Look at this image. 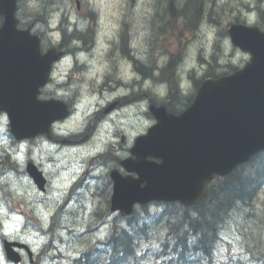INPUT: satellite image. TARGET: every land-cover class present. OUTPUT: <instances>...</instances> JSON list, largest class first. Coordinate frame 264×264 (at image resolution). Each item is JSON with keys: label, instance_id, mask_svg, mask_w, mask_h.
<instances>
[{"label": "clouds", "instance_id": "obj_1", "mask_svg": "<svg viewBox=\"0 0 264 264\" xmlns=\"http://www.w3.org/2000/svg\"><path fill=\"white\" fill-rule=\"evenodd\" d=\"M10 18L54 57L35 100L63 115L20 135L0 110V264H264V144L230 156L194 203L120 206L113 180H140L124 164L156 112L181 117L251 64L233 33L264 37V0H12ZM9 22L0 11V31Z\"/></svg>", "mask_w": 264, "mask_h": 264}, {"label": "water", "instance_id": "obj_2", "mask_svg": "<svg viewBox=\"0 0 264 264\" xmlns=\"http://www.w3.org/2000/svg\"><path fill=\"white\" fill-rule=\"evenodd\" d=\"M11 2L0 0V11H7L10 19L0 31V110H8L15 130L26 135L43 129L49 119L63 115V110L35 100L49 62L40 59L35 40L12 29ZM233 39L251 52V64L230 79L206 83L194 106L181 117L155 113L158 126L137 142L133 151L137 161L127 162L140 180L114 179L118 205L151 199L194 203L202 196V185L210 173L230 156L264 144V37L234 31ZM149 155L163 163H145ZM145 181L146 188L139 190V183ZM121 186L124 190L119 192Z\"/></svg>", "mask_w": 264, "mask_h": 264}]
</instances>
